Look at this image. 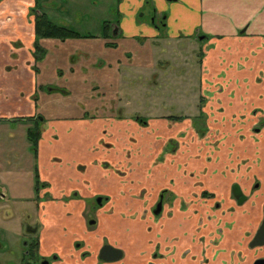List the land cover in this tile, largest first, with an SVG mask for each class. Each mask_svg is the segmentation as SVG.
I'll return each instance as SVG.
<instances>
[{
    "label": "crops",
    "instance_id": "0c3cea01",
    "mask_svg": "<svg viewBox=\"0 0 264 264\" xmlns=\"http://www.w3.org/2000/svg\"><path fill=\"white\" fill-rule=\"evenodd\" d=\"M39 1L89 2V0ZM117 2L121 19L111 25L110 29L116 31L114 36L121 38L103 39L101 32L98 36L89 35L90 38L42 39L40 46L44 49L45 55L35 63L31 55L32 45L30 48V43L34 40V17L28 16L35 0H0V40L7 41L8 45L4 55L5 61L0 62V96L8 99L6 92L3 93L2 90L10 89L13 99V103L6 104L0 97V120L8 122L23 116L29 118L40 115L45 124L48 120L54 121L48 123L45 129V124L42 125L41 138L38 142L37 172L39 181L47 186L35 191L33 180L32 196L21 200L17 196L6 197V193L2 192L0 202L9 198L13 203L35 204L34 213L37 218L30 217L29 222L39 225L38 256L52 259V263L49 264H147L157 228L148 216L146 219L142 217L151 200L141 194L142 188L132 189V185L161 184L160 179L166 174L165 166H159L156 169L158 175H150L147 160L152 156L158 157L163 151L162 147H154L151 153V143L146 138L153 133L152 128L168 129L166 139L164 129L153 134L159 142L166 143L173 140L170 136H176L180 130L188 126L189 120L187 118L182 123H176L165 119L167 116L164 115L160 118L147 117V126L140 127L134 121V116L127 117L123 113L126 111L119 109L121 105H125L124 100L140 98L144 99L145 104L152 103L153 106L165 107L164 100L158 101V95L154 101L151 100L150 85L146 82L148 74H143L146 71L144 66H149L148 57L156 41L163 40L181 48L188 42L193 44L194 36H202L201 50L204 56L199 68V80L194 83L200 88L201 96L208 98L209 104L222 103L233 105L234 108L253 104L264 109V0H117ZM150 3L156 11L149 7ZM143 6H147L146 12L151 16L148 22L141 19L144 13L141 16L138 14ZM154 12L164 16L165 29L162 36L153 26ZM144 34L146 37L142 36ZM135 38L154 43L140 44L135 42ZM23 42L27 46L24 58L28 60L24 67L19 61ZM106 43H114L116 48H109ZM74 44H77L76 47H73ZM64 49H70L69 53H72V49H77L80 52L78 59L70 63L65 56L58 58ZM151 55L153 56V53ZM32 66L37 68L36 74L31 70ZM59 68L63 69L61 74L67 85L63 87L67 92L64 95H58L52 83L59 80L57 74ZM131 72L133 75L140 74L146 85L137 89L130 88L128 74ZM17 74H20V77H13ZM11 78L15 80L6 82ZM26 79L31 81L33 89L29 93L30 101L22 105L28 96L25 97L22 93ZM99 86L108 93L107 99H110V102L106 105H115V108L111 106L115 114L97 116V107L107 100L99 96ZM44 87H47L52 95H42V92L38 91ZM141 90L144 91L143 95ZM212 92L214 101L210 100ZM34 94L36 98L42 95L36 103L31 100ZM120 95H124L125 99L120 100ZM62 99H69L72 105L64 110L57 107L54 116L44 115L41 106L50 107V102H57L59 105L58 101ZM75 104H80L81 107L73 109ZM225 123L231 125V119L227 118ZM251 124L252 120L249 119L240 124L243 139L239 141L235 132L227 126H220L219 130L212 133L209 131L207 142L217 145L218 150L214 148L209 152L207 146H199V152L202 151L205 158L207 154L209 161L208 164H199L195 170L200 175V169H204L199 178L194 171L193 153H183V147L177 149L175 171L169 175L175 176L177 186L182 182L188 183L186 193H190V198L189 185L195 187L199 180L213 185L219 197L227 202L225 205L227 208L233 204L239 206L246 204L250 201L248 198H251L249 194L264 195V129L253 131L258 139L255 141L251 138L249 129ZM106 134H111L113 138L118 136V139L125 137L126 144L131 147L129 151L134 167L127 169L126 174H120L115 169H103L102 164H97V152L101 153V144L104 141L102 137ZM54 156L60 159L53 158ZM137 159L140 161L136 162ZM228 164L237 166L229 168ZM186 173L188 176H185ZM254 178L261 180L263 185L254 184ZM234 185L239 186L246 198L241 204L234 200L232 193ZM253 186L257 192H251ZM183 191L185 192V189L180 190L182 193ZM174 192L177 195L179 189ZM98 197L101 198L100 204L97 203ZM214 202L209 200L212 205ZM190 203L194 204L193 201ZM215 209L223 215L226 210H221L219 204H216ZM191 215L193 216L192 210ZM132 216H136L134 221L130 219ZM192 216L187 215V219H184L179 213L171 221L164 223L166 232L177 241L174 245L175 257L178 259H182L185 252H188L186 258L198 254L194 247H190L191 237H185L192 228ZM257 216L255 224L257 227L253 237L262 223L263 208ZM2 222L4 225L10 224L15 234L21 230L19 214L13 212L12 217ZM105 243L106 245H103ZM231 245L228 244V247L224 248L219 246L220 252L217 254L219 262L226 260L222 251L230 250ZM104 246L119 250L120 259L101 263L99 254ZM161 246L164 247L165 244ZM0 247L5 248L3 245ZM260 256L264 257V249ZM8 262L16 264L12 260ZM185 262L190 263L191 260Z\"/></svg>",
    "mask_w": 264,
    "mask_h": 264
},
{
    "label": "rangeland",
    "instance_id": "374dc122",
    "mask_svg": "<svg viewBox=\"0 0 264 264\" xmlns=\"http://www.w3.org/2000/svg\"><path fill=\"white\" fill-rule=\"evenodd\" d=\"M40 4L48 19L60 26L67 27L69 30L80 36H98L103 30L104 22L111 26L121 19V15L118 13L117 9V0L40 2ZM149 7L154 9L153 6H151V3L149 4ZM140 10V14L138 12L139 16L144 13V16H141V19L148 22L151 19V16L146 12L147 6L141 7ZM154 11L156 10L154 9ZM142 36L146 37V34ZM118 38L121 37L116 36L113 39L116 40ZM134 40L140 44L154 43V41L150 42L139 38H135ZM18 44H20V42ZM31 45L32 43H30V48ZM76 45L77 44H74L73 47H76ZM22 46V53L19 56V61L21 66L24 67L28 61L24 58L27 51L25 42H23ZM153 47V51L151 52L153 53V56L151 53L149 54V66H144L146 71L143 74H148L146 82L150 85L151 100L154 101L155 96L158 95V101L160 102L161 99L164 100L165 107L160 108L159 106H153L152 103L149 105L145 104L143 103L144 99L140 98L131 100L126 99L123 103L125 105H121V102H119V105H121V108L119 109H121V111H126L123 113H125L127 117L141 116L146 119L147 117L160 118L162 115H181L192 119L198 115V105L202 104V111L206 114V126L208 131L203 138H200L193 130L191 121L187 120L188 126L180 130L178 132L179 134L177 133L176 136H170L173 140H168V143L159 142L153 136L157 131L161 132L164 129L166 132V139L168 133L167 128L153 127L151 131L153 133H151L149 138H146L149 139L151 143V153L154 147H162V150H164L166 146H168L169 152H171L162 155L163 151H161L158 157L152 156L147 160V163L150 165L151 176L158 175L156 169L159 166H165L166 174L160 179L161 184H144L142 186L132 185V189L134 187L142 188V190H140L141 194L151 200L150 205L146 209V213L143 215V219H146L148 216L157 228V231L154 232L153 246L148 255L149 259L147 264H250L252 260L258 256V250H249L248 243L252 240L254 235L253 232L257 227V225H255L257 223V215L260 209H264V195L261 194L255 196L249 194L251 198H248L250 201L246 204L243 203L240 206L233 204L227 208L228 206L225 207L227 202L219 197L217 190L213 185L205 184L200 180L195 184V187L189 185V191L191 190L190 198V193H186V186H188V183L180 182L181 184L177 186V179L174 175L170 176L169 174H172L175 171V153L177 149L181 147L184 148L182 150L183 153H193L192 158L195 162V164H193L194 171L198 169L199 164H208L209 161L207 160V154L205 158V156L202 155V151L199 152V146H207L209 152H212L214 148L218 150L217 145L207 142V136L209 131L212 133L219 130L220 126H227L228 129L235 132L237 141H239L243 139V134L240 132V124L244 123L247 119L252 120L251 127H249V129H251V138L257 141L258 139L255 137L253 131L264 129V109L253 104L239 105L240 109L234 108L233 105H223L222 103L209 104V100L207 102V99L201 96L200 88L197 84H194L199 80L200 61H202L199 53L201 51L194 50L192 52V46H182L181 48H177L176 46H173V43H165L163 40L156 41L153 44ZM7 48V41L0 40L1 63L5 61L4 55L6 54ZM69 51L70 49L62 50L60 55H58V58L65 56L67 57L68 62L74 63V61L78 59L80 52L77 49H72V53H69ZM62 71L63 69L61 68L57 70L59 80L52 82L58 95H64V93H67L66 89L63 88L67 85L64 76L61 74ZM128 75L130 88L137 89L138 87L146 85V83H143L144 78H142L140 74L135 73L133 75V72H131V74ZM13 77H20V74L14 75ZM11 80L15 79L11 78L6 82ZM175 84L176 88H174ZM32 89L31 81H27L26 79L22 93L25 97L28 96L22 105L30 101L29 93ZM48 90L47 87H44L42 90L38 91L42 92V95H52V92H49ZM2 91L3 93L6 92V95L8 96V99L6 100L3 95L0 96L6 101V104L13 103L11 90L4 89ZM143 94L144 91L141 90V95ZM42 95L36 100L39 101L38 99ZM99 96L104 97L103 100H106L108 96L106 90L100 86ZM197 96L198 98L196 99ZM31 97L36 98L35 96ZM213 97L214 92L210 93L211 101H214ZM119 98L120 100L125 99L124 95H120ZM58 102L59 105L57 102H50V107L41 106L44 115L54 116L57 113V107L64 110L66 107L72 105L69 99H62ZM109 102L110 99H107L104 104L97 107V116H102L106 113L115 114V110L113 109L115 108V105H111L113 106V108H111V106L106 105ZM80 107V104H75L73 109ZM156 109L161 110L158 111ZM236 109H238V111H236ZM227 118L231 119V125L225 123ZM50 122L54 121L48 120L45 124L43 119L42 125L45 124L44 129ZM32 125V122L22 121L17 118L8 122L4 121V119L0 120V193L5 192L6 197L17 196L22 200L23 198L34 194L33 158L32 153L29 151V144L26 140L25 134L26 129L32 127ZM42 125L40 128L41 132ZM139 135L140 137L142 136L141 134ZM102 140L104 141L103 144H101V153L97 152V164H102L103 169H115L120 174H126L127 169L129 170L131 167H134V161L129 151V148L131 147L126 144L125 137L118 139V136L113 138L111 134H106L102 137ZM172 141L176 143V146L175 144L170 143ZM53 158L60 159L56 156ZM139 161L140 159H137L136 162ZM257 162L259 163L258 159ZM236 166L237 164L227 165L229 168ZM200 170V175H202L204 169ZM195 173L199 178L200 175L196 171ZM185 176H188V174L186 173ZM254 184L263 185L261 180L255 178ZM177 188L179 189V192L176 195L174 191L178 190ZM184 189L185 192H180V190ZM205 190L208 193L207 195L203 192ZM255 191L257 192V189L253 186L251 192L254 193ZM159 195L163 196V210L158 218V216H153L152 209L153 204L154 202H157ZM203 196L206 198L203 199ZM72 197L73 196H71V198ZM210 199L215 201L213 205L209 203ZM191 201H193L194 204H191ZM216 204L220 205L221 210L226 209L224 210V215L220 214L219 211L216 212ZM178 206L180 207L179 209L181 212L179 209H175V207ZM185 208L186 210L184 211ZM191 210L193 216L191 215ZM34 211L35 204L32 202L13 203L9 198L4 202H0V245L5 246V248L0 247V256L3 257L0 258V264H9L8 260H12L16 264H19L21 262L23 248V242L21 240H25V237L21 236L20 233L15 234L13 232V228L10 224L5 223L4 225L2 220L12 217L14 212L15 214L21 215V222L24 223L23 219L28 215L32 219L37 218ZM210 211H212V213H210ZM253 211L254 213L252 214ZM179 213H181L184 219H187V215L192 216V228L185 234V237H191L192 241L190 247H194L198 254L186 258L188 252H185L182 255V259L177 258L178 260L174 261L176 255V247L174 243L176 242L177 244V241L174 240L175 238L172 235L166 232L164 223L171 221L172 218ZM135 217L136 216H132L130 219L134 221ZM251 217L252 219H250ZM161 244H165V246L163 247ZM228 244H232L230 250L224 249V251H222L223 257L226 260L219 262L216 258L218 254V246L224 248L228 247ZM163 251H165V262H155L154 259L157 258L159 255L158 253ZM188 259L191 260L190 263L185 262V260ZM34 261L35 264H41L40 257L38 259L35 258ZM49 261L52 263L51 260ZM29 263L34 264L31 259Z\"/></svg>",
    "mask_w": 264,
    "mask_h": 264
},
{
    "label": "trees",
    "instance_id": "16d2710c",
    "mask_svg": "<svg viewBox=\"0 0 264 264\" xmlns=\"http://www.w3.org/2000/svg\"><path fill=\"white\" fill-rule=\"evenodd\" d=\"M147 2L145 3V5ZM140 14V13H139ZM28 16L34 17V40H33V59L36 62L43 59L45 55L44 49L40 46V40L42 39H57V40H66V39H74V38H90L91 36H80L73 31L69 30L65 26H60L56 23H53L48 17L46 13L42 11V6L39 0H35L34 7L29 9ZM154 22L153 26L159 31L160 36H162L163 31L165 29V19L164 16H157L155 13L152 16ZM115 30L111 31L109 24H103V30L101 34V38L103 39H113L116 37L114 34ZM109 48H116L114 43H106ZM32 71L36 74L37 68L35 66L31 67ZM37 97L35 94L33 95ZM37 98H32V100H36ZM37 101V100H36ZM36 101H34L36 103ZM201 104L199 105V114L196 117L192 118V126L197 135L201 138L206 133L205 127V117L201 111ZM22 121L32 122V127L26 129V140L29 144V151L32 153L33 158V180H34V188L37 191L40 187L47 186L45 183H41L39 181V176L37 172V153H38V142L41 138V125L43 122V117L38 115L34 117H22L18 118ZM165 119L169 121H180L185 119V117L178 116H167ZM135 121L138 123L140 127L147 126V119L142 117H135ZM171 153L169 152L168 146H166L162 152V155ZM207 195V194H206Z\"/></svg>",
    "mask_w": 264,
    "mask_h": 264
},
{
    "label": "flooded vegetation",
    "instance_id": "af4514ba",
    "mask_svg": "<svg viewBox=\"0 0 264 264\" xmlns=\"http://www.w3.org/2000/svg\"><path fill=\"white\" fill-rule=\"evenodd\" d=\"M166 1H172V0H166ZM205 38V37H204ZM202 39L203 37L200 36V35H197L196 37L194 36L192 38V43L193 44H189V42L187 44H184L182 46H193L192 48V52L194 50H200L201 52L199 53V55L201 56V60L204 56V53L202 52V45H201V42H202ZM34 49H33V43H32V53H33ZM32 55V54H31ZM33 57V56H32ZM201 62V61H200ZM32 70V69H31ZM205 99H207V102H208V98L205 97ZM200 105V104H199ZM199 105H198V114H199ZM202 108H203V105L201 104ZM202 108H201V111H202ZM202 113L204 114V117H205V127H206V133L208 131L207 129V126H206V114L202 111ZM169 116H177V115H169ZM135 117L134 116V121H135ZM138 117V116H137ZM178 117H182L181 115H179ZM196 117V116H195ZM187 118L185 117V119H182L180 121H173V122H176V123H182L183 121H185ZM189 119V118H188ZM191 121V125H192V119H189ZM136 122V121H135ZM193 127V126H192ZM194 130V129H193ZM195 131V130H194ZM259 130H256V132H258ZM205 133V134H206ZM197 134V133H196ZM205 136V135H204ZM203 136V137H204ZM201 137V138H203ZM171 144H175L176 146V143L174 141L170 142ZM171 146V145H170ZM235 186V185H234ZM237 186V185H236ZM239 187V186H238ZM233 188V187H232ZM240 189V188H239ZM203 193V192H202ZM206 194H208L207 192H205ZM233 193V192H232ZM36 195V194H35ZM234 196V195H233ZM241 196L244 197V195L241 193ZM158 200L157 202H155V204H153V209H152V214L153 216L157 217L158 218L160 217V215L162 214V210H163V196L162 195H159L158 196ZM210 197H211V194H210ZM203 199L206 198L205 196L202 197ZM235 198V197H234ZM99 199V200H98ZM237 203H238V199H234ZM245 201V200H244ZM243 201V202H244ZM97 203L100 204L101 203V198L98 197L97 198ZM158 204H160V212L158 214H155L154 212L157 211V206ZM143 217V216H142ZM24 220V223L20 222L21 223V227H20V234L21 236H24L25 237V240H21L23 242V248H22V260H21V264H30L29 261L31 259L32 263L35 264V261L34 259H38L39 256H38V248H39V225L37 223H31L29 222L30 220V216H26V218L23 219ZM261 226V225H260ZM260 228V227H259ZM258 231V230H257ZM257 233V232H256ZM256 235V234H255ZM254 238V237H253ZM252 238V240H253ZM252 240L249 241L248 243V249L249 250H258V256L256 258H254L252 260V262L250 264H254L256 261L258 260H264V257H261L260 256V253L262 252V250L264 249V244L263 245H260V246H254V247H251L250 244L252 242ZM20 241V242H21ZM21 242V243H22ZM103 245H106L103 244ZM219 247V246H218ZM164 250V249H163ZM217 252H219V248L217 250ZM159 255L157 256V258H155V262H165V251L163 252H159L158 253ZM0 258H3L2 256H0ZM217 258V256H216ZM55 259V258H54ZM49 260L52 261V259L50 258H42L40 257V262L43 263V262H47V264L51 263ZM99 260H101V263H106L107 261H104L102 259H100L99 257ZM119 260V259H118ZM116 260V261H118ZM177 257H174V261H177ZM1 261V259H0ZM28 261V262H27Z\"/></svg>",
    "mask_w": 264,
    "mask_h": 264
},
{
    "label": "water",
    "instance_id": "95a60500",
    "mask_svg": "<svg viewBox=\"0 0 264 264\" xmlns=\"http://www.w3.org/2000/svg\"><path fill=\"white\" fill-rule=\"evenodd\" d=\"M233 195L236 199H238V204L243 203V201L246 199L245 196H241V191L238 186H233L232 188ZM99 200V199H98ZM160 212V204L157 206V211H155V214H158ZM264 244V217L261 223L260 228L258 229L256 235L254 236L250 246H260ZM100 259L104 261H116L120 259L121 252L117 249L112 248L111 246H104L99 254ZM41 264H47V262H43ZM254 264H264V260H258Z\"/></svg>",
    "mask_w": 264,
    "mask_h": 264
}]
</instances>
